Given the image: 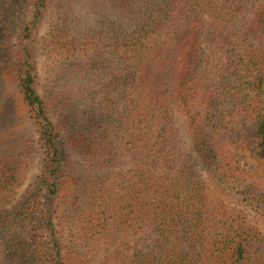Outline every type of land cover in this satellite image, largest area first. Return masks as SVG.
I'll list each match as a JSON object with an SVG mask.
<instances>
[{
  "label": "trees",
  "instance_id": "16d2710c",
  "mask_svg": "<svg viewBox=\"0 0 264 264\" xmlns=\"http://www.w3.org/2000/svg\"><path fill=\"white\" fill-rule=\"evenodd\" d=\"M235 150L264 174V0H0V264H264Z\"/></svg>",
  "mask_w": 264,
  "mask_h": 264
},
{
  "label": "rangeland",
  "instance_id": "374dc122",
  "mask_svg": "<svg viewBox=\"0 0 264 264\" xmlns=\"http://www.w3.org/2000/svg\"><path fill=\"white\" fill-rule=\"evenodd\" d=\"M46 29V22L44 21L41 25L40 31L36 37V40H40L42 35L44 34ZM235 160L237 162V165L243 170L245 173L248 174H254V178H259L260 183L264 185V174L263 173H258V167H257V162L254 158L251 157V155L247 152H243L241 150H235L233 152ZM258 171V172H257ZM35 175H30L28 181L25 184V187L32 181L33 177ZM23 193V189L19 191L18 195H21ZM13 200H10L8 203L0 205V213H5L8 212L11 207L13 206ZM247 218V220L258 227L262 232H264V222L253 212L250 210L241 207V206H236Z\"/></svg>",
  "mask_w": 264,
  "mask_h": 264
}]
</instances>
